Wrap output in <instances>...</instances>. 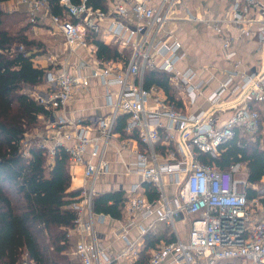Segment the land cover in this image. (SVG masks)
Wrapping results in <instances>:
<instances>
[{
    "label": "built area",
    "instance_id": "built-area-1",
    "mask_svg": "<svg viewBox=\"0 0 264 264\" xmlns=\"http://www.w3.org/2000/svg\"><path fill=\"white\" fill-rule=\"evenodd\" d=\"M105 1L107 7L98 9L87 0L79 4L59 0L63 14L55 15L48 0H12L17 10L24 8L31 32L46 18L49 33L64 40L61 53L45 58L46 66L34 60L46 75L42 84L26 93L51 111L45 131L35 133L49 158L63 148L71 165L83 168L85 183L71 206L76 220L70 236L78 237L73 251L77 262L111 263L95 229L106 216L94 212V198L99 181L113 174L111 148L119 144L115 153L121 157L134 143L132 160L121 162L124 175L138 176L141 182L118 189L126 193L129 217L120 232L127 246L118 258L138 264L140 248L126 236L130 228L145 235L164 223L176 238L150 250L146 264H264V188L239 177L243 164L221 170L199 159L201 154L219 157L220 147L236 133L264 139V0H235L225 15L208 19L221 40L226 69L223 80L205 97L208 108L198 112L191 108L214 76L206 79L211 66L179 67L186 53L168 27L175 20L177 0ZM185 19L205 22L189 10ZM90 37L116 43L121 52L128 50L127 62L99 59ZM241 41L257 44V63L249 68L236 48ZM146 70L169 75L180 106L168 101L162 90L143 87ZM95 85L105 89L109 114L68 115L70 104ZM228 110L231 115L223 119ZM122 115L128 117L124 138L114 131ZM147 184L156 198L148 197ZM167 186L174 188L172 198ZM250 188L256 193L253 198L248 197ZM135 217L147 221L148 227L136 224ZM187 218L188 237L182 240L175 224ZM24 260L28 264L27 255Z\"/></svg>",
    "mask_w": 264,
    "mask_h": 264
},
{
    "label": "trees",
    "instance_id": "trees-1",
    "mask_svg": "<svg viewBox=\"0 0 264 264\" xmlns=\"http://www.w3.org/2000/svg\"><path fill=\"white\" fill-rule=\"evenodd\" d=\"M10 1L0 0V264H23L25 255L28 264H79L73 263L68 255L77 243L70 236L76 220L71 206L80 194V190H70L69 156L63 148H58L50 159L47 149L34 138L35 134L32 140L28 139L29 133L37 132L41 126V119L51 115L48 107L24 91L25 87L44 82L46 69L34 62L37 56L43 55L40 51L43 45L30 37V25L24 24V8L11 13L2 8ZM71 2L79 4L81 0ZM48 3L53 14H63L59 0H48ZM87 4L98 9L107 7L105 0H87ZM91 42L96 47V56L103 61L127 62L129 58V51H119L116 43H105L97 37L91 38ZM21 46L23 49L19 50ZM143 87L162 90L168 101L181 105L165 73L146 70ZM127 118V115L120 116L114 130L123 138ZM199 159L221 170L243 164L251 185L264 184V146L259 138L236 133L220 147L219 157L201 154ZM146 187L150 199L158 196L151 185ZM248 191L249 198L256 195L253 189ZM126 199V193L121 190L98 193L94 198V212L120 220ZM145 240L138 264H146L150 250L162 241H174L175 237L172 233L167 238L150 236Z\"/></svg>",
    "mask_w": 264,
    "mask_h": 264
},
{
    "label": "crops",
    "instance_id": "crops-1",
    "mask_svg": "<svg viewBox=\"0 0 264 264\" xmlns=\"http://www.w3.org/2000/svg\"><path fill=\"white\" fill-rule=\"evenodd\" d=\"M235 1V0H234ZM11 2V1H10ZM232 5V4H231ZM224 6V11L221 14H225L229 11L230 7ZM218 6L210 8L209 13L211 17L219 18V14L222 10L219 11ZM228 8V9H227ZM219 11V12H218ZM184 12V11H183ZM175 20L168 25L172 29L178 39L182 42L184 46V51L186 53L185 60L179 65L180 68L193 67L200 68L205 66H211L210 73L206 74V79L214 76V79L210 81L209 87L205 90L204 94L198 98L197 104L191 108V112H198L200 110H205L208 108L207 103L205 102V97L209 95L215 88L218 86L219 82L223 80L224 75L222 71L226 69L223 55H222V46L221 40L218 38L213 30L203 23L200 22H190L185 19L186 14L182 12H174ZM174 24V25H173ZM232 33L237 31L233 28H230ZM237 50L239 51V57L243 61V64L246 68L252 66V64L257 63V44L253 41H241L237 44ZM37 58V57H36ZM36 62L46 66L45 58L44 60H36ZM233 100V99H232ZM230 100V101H232ZM105 89L100 85H95L92 87L87 94L81 97V99H76L70 104L67 109V114L75 117H89L93 115L104 116L109 114V109L106 108L105 104ZM232 113V110L222 114L223 119H227ZM136 145L132 143L129 145V150H123L121 152V157L117 156L115 151H119V144H115L108 153V159L112 163L113 174L102 178L99 181L97 186L99 193H104L108 191H116L120 189L123 185L125 187L130 186L133 183L141 182L138 176H125V169L121 162H129L132 160L130 152L135 149ZM70 172L72 175V183L70 190L76 191L81 190L85 180L83 177V168L81 166L71 165ZM129 220V217L124 209V216L122 219H113L109 216H106L102 221L97 222L95 229L98 233L99 243L107 249L108 254L111 258L110 264H129L130 261H124L121 258H118V255L126 248L127 241L123 240L121 235V227L123 224H126ZM134 220L136 224L143 225L148 227V222L142 220L140 217H135ZM175 226L178 230L179 236L182 240H186L188 237V231L179 229L177 223ZM166 228H171V226L159 223L156 226L149 230L147 234L142 235L141 231L137 227L130 228L127 236V240L132 243H136L140 250L144 248L145 239L150 236H164L165 238L168 235L171 236L173 233L172 228L166 230ZM173 236H176L173 233ZM71 238L74 242H77L78 237L73 234ZM162 241L159 245L163 244ZM158 245V246H159ZM75 248V247H74ZM74 249L72 250L73 253Z\"/></svg>",
    "mask_w": 264,
    "mask_h": 264
},
{
    "label": "rangeland",
    "instance_id": "rangeland-1",
    "mask_svg": "<svg viewBox=\"0 0 264 264\" xmlns=\"http://www.w3.org/2000/svg\"><path fill=\"white\" fill-rule=\"evenodd\" d=\"M233 2H234V0H177L176 1V7H175V13H177L179 11V12H182V13L186 14L187 11L189 10L196 17L205 19V22H201V21H199V22L203 23L204 25H206L207 27L212 29L213 26L208 22V19H211V18H214V17H211L209 15V13L206 12V11H210V8H213L214 5H215V7L218 6L217 8L219 9V11L222 10L219 13V14H221L223 12V10H224V6H227L229 4L228 7H230ZM2 8L4 10L10 12V13L14 12V11H17V9L14 7L12 1L3 4ZM224 11H226V10H224ZM225 14L223 13V14H221L218 17H221V16H223ZM23 18H24V24H26L27 20L25 19V16ZM48 24H49V20L46 19V18H43L41 20V23L38 26V28H36V31H32V32L29 33L31 38L35 39L36 41L40 42L43 45V47L40 49V51H43V53H42L43 55L37 56L36 60H38V61H40L42 59L44 60V58L47 57L48 55L61 53L63 48H64L63 47V45H64L63 38L61 36H58V35H51L49 33V31H48V28H49ZM175 35H176V33H175ZM126 51H128V50H126ZM36 87L37 86H35V87H25L24 91L28 92V93H32L33 89H35ZM41 121H42L40 123L41 126L37 130V133H39V134L44 132L45 129H46L45 120L41 119ZM35 133H36V131L35 132H33V131L30 132L29 135H28V139L32 140L33 134H35ZM247 136L252 139L251 136H249V135H247ZM34 138H37V137L34 136ZM261 142H262V144H264V139H262ZM245 173H246V170L242 169L240 171V173H239V177L240 178H244L245 177ZM260 187H264V184H261ZM167 190H168L169 195L172 198V196L174 194V188H172L171 186H167ZM177 226L181 230H183V228L185 227V230L188 231L189 226H190V219L187 218L183 222H178ZM73 249L71 247V249L68 251V255L70 256L71 261L73 263H75V262H77V260H76L75 256L72 253ZM237 264H241V263H237Z\"/></svg>",
    "mask_w": 264,
    "mask_h": 264
}]
</instances>
